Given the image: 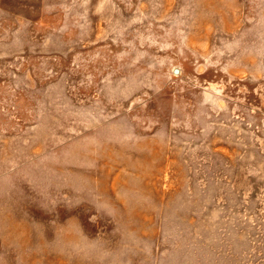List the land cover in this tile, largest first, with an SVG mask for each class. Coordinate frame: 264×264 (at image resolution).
<instances>
[{
    "label": "rangeland",
    "instance_id": "374dc122",
    "mask_svg": "<svg viewBox=\"0 0 264 264\" xmlns=\"http://www.w3.org/2000/svg\"><path fill=\"white\" fill-rule=\"evenodd\" d=\"M0 264H264V0H0Z\"/></svg>",
    "mask_w": 264,
    "mask_h": 264
},
{
    "label": "water",
    "instance_id": "95a60500",
    "mask_svg": "<svg viewBox=\"0 0 264 264\" xmlns=\"http://www.w3.org/2000/svg\"><path fill=\"white\" fill-rule=\"evenodd\" d=\"M175 74H179V72L178 71H175Z\"/></svg>",
    "mask_w": 264,
    "mask_h": 264
},
{
    "label": "bare ground",
    "instance_id": "6f19581e",
    "mask_svg": "<svg viewBox=\"0 0 264 264\" xmlns=\"http://www.w3.org/2000/svg\"><path fill=\"white\" fill-rule=\"evenodd\" d=\"M179 72V71H178Z\"/></svg>",
    "mask_w": 264,
    "mask_h": 264
}]
</instances>
